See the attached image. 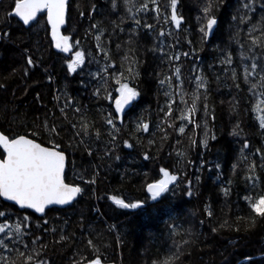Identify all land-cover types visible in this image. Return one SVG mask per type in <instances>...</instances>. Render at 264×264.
Here are the masks:
<instances>
[{
  "label": "snow or ice",
  "instance_id": "1",
  "mask_svg": "<svg viewBox=\"0 0 264 264\" xmlns=\"http://www.w3.org/2000/svg\"><path fill=\"white\" fill-rule=\"evenodd\" d=\"M73 2L74 0H11V3L5 4L4 0H0V7L5 8V18H18L17 23L29 37L33 33L38 34L40 30V19H43V16L38 19V15H46L45 30L50 28L51 35L49 43L58 53L67 54L73 51V44L70 43V35L62 34L61 29L66 24V17L71 27L73 14L69 9ZM179 2L180 0H108V11L115 18L109 20L108 26H102L97 22L85 29L86 37H94L95 49L76 50L71 57H62L66 63V75L76 74L82 77L83 87L92 86L91 97L95 98V102L109 101V107H114V111H109L103 104L95 109H89L87 105L81 104L78 97L71 95L67 88H57L53 90L51 96L52 108H48L47 104L41 101L40 94L36 95V101L41 103L45 112L42 114V121L39 116L32 121V131L27 134H9L0 130V198H3V202H12L19 209L32 210V214H40L36 217L40 222L35 227L42 230L40 234L30 231L32 216L23 215L22 219H19L14 208L0 202V264H53L49 253L56 250V245L61 246V251L74 248L69 256L61 260V264H105L108 257L95 242L94 229L89 227L87 233L83 230V214L80 222L82 230L78 238L74 231H66L68 220H64L63 224L57 223L53 227H48L50 221L44 217L54 210V206L74 207L73 202L79 203L77 197L86 191L85 187L75 182H67L66 153L69 149L73 152L79 151L81 160L85 153L89 158L95 157L101 161L107 158L108 168L111 169L112 162L121 160L120 151L136 147L129 143L128 139H122V133L126 130V109L134 107L133 102L140 95L135 87L129 85V81H135L140 76L143 51L151 52L159 61L155 75L158 90L165 97V102L159 109L163 113V119L155 126L158 131L164 133L160 139L167 141L168 137L163 125H167L168 128L174 127L168 118L173 114V104L177 103L175 97H179L177 119L181 123L178 133L183 136L187 126L192 125V135L185 137L188 147L207 148L209 140L216 139L207 119L210 115L215 118L214 109L210 111L208 103L211 93L210 81L199 65L198 52L203 49L194 46V40L188 39L187 35L181 40L180 33L188 30L183 27L185 18L178 11ZM223 3L224 0H207L201 4L202 15L196 17L200 44L207 43L216 34L219 25L216 13ZM90 8L87 18L92 20L94 19L92 13L98 12L99 9L96 3H91ZM77 11L80 17H84L85 13L80 9L79 3ZM162 16L164 24L171 26L167 31L163 27H156ZM230 19L232 22L230 27L234 31L223 46H217L215 49L217 55L208 65V69L215 72L214 78L218 88L223 77L230 89L234 87L238 93L242 87H246L253 99L258 98L252 110L256 113L255 119L258 121L259 129L264 130V0H238ZM150 20L155 21V24L149 22ZM5 22L4 18H0V24ZM106 33V38L102 39ZM117 33L125 34L126 39ZM141 34L150 38L151 46L147 43L141 44ZM114 37L117 42L113 51L110 43ZM10 39L9 32L0 29V40ZM19 39L23 42V37ZM80 44V40L75 41L76 46ZM184 44L189 50H183ZM32 47L35 48V52L29 47L22 49L20 56L22 63L19 68L7 75H0V94L8 93V82L14 79L18 72L22 71V78H29L43 62L48 50L41 51L38 40ZM157 53L159 55H156ZM114 57L119 58V67L113 62ZM182 57L192 61L186 68ZM93 65L96 66V70H88ZM216 65L220 66L219 71L216 70ZM47 79L49 84L54 82L50 73ZM110 81H114L116 85L115 96ZM227 81H231V84H227ZM186 84L191 88L186 87ZM235 100L234 96L233 100L229 101V110L239 118ZM55 110H58V116ZM198 112H202L200 122L196 120ZM196 129H202L203 133L199 144L193 138ZM242 131L237 119L231 135L239 136ZM132 133H150L149 123L145 122L142 116L137 117ZM150 135L154 136L155 133ZM140 142L138 139L137 144ZM180 143L181 141L177 140V144ZM153 144V139H147L149 147ZM245 149H249L246 140L242 143L238 161L244 165L243 179L245 186L250 190L241 198L246 207L242 208L239 203L233 207L227 199L231 188L221 187L225 198V204L221 208L224 213L222 222L217 223L213 219L215 213L210 204L203 208L208 218L207 222L212 225L210 231L213 234L225 228L239 232L241 222L246 223V231L254 230L258 223L264 224V188L257 190L260 183L257 168L264 169V151L256 149L255 153L245 155ZM185 155V152H176L179 158ZM250 155L259 156V162L251 160ZM143 159L150 160L148 151L143 152ZM187 163L192 164L193 161L188 160ZM99 167L100 165L93 163L92 159H89L87 165L83 163L77 165L74 160L71 161V170L84 186L96 184V176L100 173L92 170ZM200 167L203 168V164ZM215 167L219 170L220 164H216ZM236 168L237 164H233L232 171L235 172ZM159 174H162L163 179L147 184V192L153 201L169 192L170 185L179 186L178 175L171 174L166 167H160ZM183 175L186 181V194L191 198L194 182L199 183L201 177L195 175L194 178H188L187 173ZM227 183L230 185L232 181L228 180ZM90 190L92 196L96 197L95 189ZM107 199L120 209H139L144 206L140 201L125 202L115 195H108ZM95 211L99 213L100 209L96 208ZM14 215L17 219L12 222ZM204 223L205 220L201 219L200 225L203 226ZM108 231L111 232L112 228L109 227ZM187 235L188 239H183L179 244L174 243L168 249L169 254L163 260L152 259L150 264H184L191 257L189 248L196 243V237L192 232L189 231ZM117 242L119 243V240ZM229 243L234 245L236 241L229 240Z\"/></svg>",
  "mask_w": 264,
  "mask_h": 264
},
{
  "label": "trees",
  "instance_id": "2",
  "mask_svg": "<svg viewBox=\"0 0 264 264\" xmlns=\"http://www.w3.org/2000/svg\"><path fill=\"white\" fill-rule=\"evenodd\" d=\"M204 2L207 0H180L178 11L185 18L183 27L188 30V32L180 33V36L183 40L187 35L188 39L194 40V46L203 49L198 52L199 65L210 81L211 93L208 103L210 111L214 109L215 118L213 119L210 115L207 119L216 139L209 140L207 148L188 147L185 137L192 135V125L187 126L183 136L178 133L181 123L177 119L179 97H175L177 103L173 104V114L168 118L174 127L168 128L167 125H163L168 137L167 141L160 139L164 133L158 131L155 126L163 119V113L159 109L163 106L165 97L158 90V81L155 75L159 61L151 52L145 50L141 56L143 64L139 69V78L129 81V85L135 87L140 95L133 102L134 107L130 110L126 109V130L122 133V139H128L129 143L136 147L120 151L121 160L112 162L111 169L108 168L107 158L101 161L95 157L89 158L85 153L81 160L79 151L73 152L69 149L66 153L68 158L67 182H75L85 187L86 191L78 197L79 203H73L74 207L54 209L44 218L50 221L48 227H53L57 223L63 224L64 220H68L66 231H74L78 238L82 230L80 222L81 214H83V230L87 233L89 227L94 229L95 242L101 246L102 252L106 253L108 257L105 264H150L152 259L163 260L169 254L168 249L174 243L179 244L183 239H188L189 231L196 237V243L189 248L191 257L184 264H264V224L258 223L254 230L246 231V223L241 222L239 232L225 228L213 234L210 231L212 225L207 222L208 218L203 212L204 206L210 204L215 213L213 219L217 223L222 222L224 213L221 208L225 204V198L221 187L231 188L227 199L233 207L239 203L242 208H245V202L241 198L250 190L245 186L243 179L244 165L238 163L242 143L245 140L249 143V149L244 150L245 155L255 153L256 149L264 151V130L259 129L258 121L255 119L256 113L252 110L258 102V98L253 99L246 87H242L238 93L234 87L230 89L226 86L223 77L218 88L214 78L215 72L208 69V65L217 55L215 51L217 46H223L234 31L230 27L232 23L230 18L238 0H224L220 10L216 13L219 21L216 34L207 43L200 44L196 17L202 15L200 7ZM4 3H11V0H4ZM77 3L85 13L84 17L79 16ZM91 3H96L99 11L93 12L94 19L89 20L87 17L91 11ZM69 11L73 14L71 27H69L66 17V24L62 29V34L70 35V43L73 44V51L68 57L74 55L76 50L95 49L94 37L85 36V29H88L90 24L99 22L102 26H108L109 20L115 18L108 11V0H74ZM4 12L5 8L0 7V18H4L6 21L0 24V29L8 31L11 39L0 40V75H7L19 68L22 63L20 59L22 49L29 47L32 52H35V48L32 47L35 41H39L41 51L44 49L48 51L44 55L43 62L31 73L29 78H22V71L18 72L16 77L8 82V93L0 94V130L9 134H27L32 131V121L36 120L37 116L42 121V114L45 112L41 103L36 101V95L40 94L41 101L47 104L48 108H52L51 96L53 90L57 88H67L71 95L78 97L81 104L87 105L89 109H95L103 104L109 111H114V107H109V101L95 102V98L91 97L92 86L83 87L82 77L76 74L66 75V63L62 59L64 55L53 51L49 43L48 29L45 30L46 21L43 14L40 15L43 16V19H40L38 15V19H40L38 34L33 33L29 37V34L21 29L16 18H5ZM149 22L155 24L153 20ZM156 27H163L167 31L171 26L164 24L162 16ZM117 35L126 39L125 34L117 33ZM106 36L107 33L102 39ZM21 37H23V42L19 39ZM76 40L81 41L80 46L75 45ZM140 40L142 45L147 43L148 46H151L149 37L141 34ZM116 42L114 37L110 43L113 51ZM183 50H189L186 44L183 45ZM232 50H235V46ZM38 57L39 54H37ZM182 61H184L185 68L192 62L183 57ZM113 62L119 67L118 57H114ZM101 63H103L102 60ZM219 69L220 66L216 65V70L219 71ZM88 70L95 71L96 66L93 65ZM49 73L53 76L52 84H49L47 79ZM110 84L113 95H117L114 91L116 87L114 81H110ZM227 84H231V81H227ZM185 86L191 88L190 85L186 84ZM13 91H15V95H13ZM234 96L236 97L235 103L238 105L239 118L229 110V101H232ZM55 111L58 116V110ZM140 116L149 123L150 133H155L154 136L150 133H132L135 121ZM201 116L202 112H198L197 122L201 121ZM237 119H239L243 131L239 136H233L231 133ZM195 132L193 138L199 144L203 135L202 129H196ZM149 138L154 140L151 147L147 145ZM40 139L42 140L43 137ZM138 139L141 141L140 144H137ZM177 140H180L181 143L177 144ZM144 151L149 152V161L143 159ZM180 151L186 153L183 158L176 156V152ZM151 157H156V159H151ZM249 158L259 162V156L250 155ZM89 159L100 165L99 168L92 170L100 174L96 176L95 185L84 186L82 181L76 179L71 170V161L74 160L77 165L81 163L87 165ZM188 160L193 163L188 164ZM201 164H203V168L200 167ZM216 164H220L219 170L216 169ZM233 164H237L235 172L232 171ZM160 167H166L171 174L178 175L179 186L170 185L169 192L163 194L157 201H153L146 193L145 187L148 183L163 179L162 174H159ZM184 173L188 174V178H194L195 175L201 177L199 183L194 182L191 198L186 194ZM257 175L260 177L257 190H260L264 188V169L258 167ZM228 180L232 181L230 185L227 183ZM92 188L95 189L96 197H101L100 199L92 196L90 190ZM108 195H115L124 199L125 202L140 201L144 206L139 209H120L107 199ZM0 202L2 201L0 200ZM10 206L14 208L19 219H22L23 215L32 216L30 231L40 234L42 230H37L35 227L40 222L36 219L38 216L26 210L19 211L13 205ZM96 208L100 209L99 213L95 211ZM16 219L17 216L14 215L12 222H15ZM201 219L205 220L203 226L200 225ZM109 227L112 228L111 232L108 231ZM229 240H235L236 243L230 244ZM60 247L56 245V250L49 253L53 264H61V260L74 250L73 247H70L66 251H61Z\"/></svg>",
  "mask_w": 264,
  "mask_h": 264
},
{
  "label": "water",
  "instance_id": "3",
  "mask_svg": "<svg viewBox=\"0 0 264 264\" xmlns=\"http://www.w3.org/2000/svg\"><path fill=\"white\" fill-rule=\"evenodd\" d=\"M16 20H18V18H16ZM45 21H46V15H45ZM22 23V22H21ZM48 29V36H49V40L51 41V35H50V28H47ZM63 29V28H62ZM62 29H61V31H62ZM52 49H53V51H55V52H57V50L54 48V46H52ZM64 56H69V54L70 53H67V54H64V53H62ZM67 157V156H66ZM145 191H146V193L150 196V194L147 192V185H146V187H145ZM79 197V196H78ZM78 197H77V199H78ZM0 200L3 202V198H0ZM5 203H8V204H10V205H13L12 204V202H5ZM74 203V202H73ZM14 206V205H13ZM17 210H19V211H23V210H26V211H29V212H31L32 213V210H27V209H19V207L18 206H14ZM65 207H67V206H63V207H61V206H54V209H62V208H65ZM46 211H48L47 209H46ZM34 215H36V216H40V214H34Z\"/></svg>",
  "mask_w": 264,
  "mask_h": 264
},
{
  "label": "bare ground",
  "instance_id": "4",
  "mask_svg": "<svg viewBox=\"0 0 264 264\" xmlns=\"http://www.w3.org/2000/svg\"><path fill=\"white\" fill-rule=\"evenodd\" d=\"M40 16V15H39Z\"/></svg>",
  "mask_w": 264,
  "mask_h": 264
}]
</instances>
